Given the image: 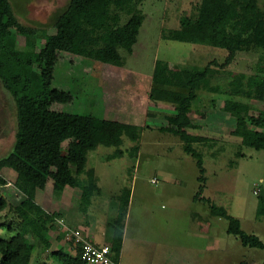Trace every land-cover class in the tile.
Returning a JSON list of instances; mask_svg holds the SVG:
<instances>
[{
    "label": "rangeland",
    "instance_id": "374dc122",
    "mask_svg": "<svg viewBox=\"0 0 264 264\" xmlns=\"http://www.w3.org/2000/svg\"><path fill=\"white\" fill-rule=\"evenodd\" d=\"M8 1L20 24L52 34L50 17L68 0ZM199 1L141 0L137 10L143 21L137 41L131 53L122 50L124 63L120 67L60 53L51 87L69 91L73 98L70 103L52 105V109L127 123L137 128L140 138L134 142L123 136L118 149L100 145L87 152L86 166L95 171L98 185L103 186L105 180L112 184L110 192L104 188L102 200L98 196L89 205L82 200L80 191L89 181V170L88 175H77L71 169L76 187H68L62 198L53 192L51 180L43 190L34 192L35 201L45 211L59 213L57 220L62 219L56 221L62 238L52 232L51 249L62 247L75 254L64 224L84 232L90 222L96 232L95 243L100 245L97 242L104 230L108 234L107 220L117 213L119 193L127 187L132 192L122 230L120 264H238L242 259L261 264L264 260V250L243 247L238 238L227 233L225 218L210 214L206 202L194 200L198 188L195 161L184 153L178 138L162 128L174 105L149 100L155 73L168 76L182 66L208 65L213 69L208 81L199 85L198 99L189 112L192 123L186 129L205 138L193 143L205 168V189L200 195L222 206L240 221L242 230L264 242V217H256L258 199L264 196V74L258 71L264 65V39L252 46L240 45L227 66L223 65L224 49L164 39L163 33L180 27L181 21L196 13ZM257 3L261 13L264 0ZM236 8L230 14L227 34L239 39L242 25L237 21L245 13ZM125 20L123 16L122 22ZM3 32L15 35L19 49L39 52L43 47V39L27 42L24 31L12 24ZM234 79L242 81L240 91ZM239 116L244 118L243 124H239ZM95 126L100 128L101 122L96 121ZM15 134L14 99L0 82V158L12 150ZM73 145H78V140L71 134L62 142L61 155L69 157ZM0 176L6 182L0 185V198L6 204L0 211V238H8L11 233L3 224L16 222L14 207L26 193L16 188L12 170L2 168ZM21 231L29 243L34 242L26 226Z\"/></svg>",
    "mask_w": 264,
    "mask_h": 264
},
{
    "label": "trees",
    "instance_id": "16d2710c",
    "mask_svg": "<svg viewBox=\"0 0 264 264\" xmlns=\"http://www.w3.org/2000/svg\"><path fill=\"white\" fill-rule=\"evenodd\" d=\"M238 1H241L240 5H237ZM140 2L141 0H68L65 7L55 11L50 17L54 32L48 34L44 28L20 24L9 1L0 0V82L12 95L16 108L15 141L12 150L0 158V170H12L16 176V188L26 193L24 199L14 207L16 222L3 224V228L11 236L0 238V264H87L80 259L79 244H76L73 255L62 247L51 249V233L57 231L59 213L45 211L35 201L34 192L43 190L49 180L55 194L62 192L65 186L74 184L69 173L70 166L80 168L86 161L89 150L100 144L119 146L123 142V136L138 142L140 133L136 127L127 123L53 110L52 105L67 104L73 98L71 92L51 87L53 70L60 53L122 66V50L128 54L132 52L143 21L142 14L137 10ZM236 7H240L245 13L237 21L242 25L239 39L227 34L230 14L236 12ZM123 16H126L124 22ZM8 24L23 30L27 42L43 39L42 49L39 52L19 49L15 35L3 32ZM162 37L224 49L227 55L223 65L227 66L233 62L240 45L252 46L264 39V10L260 13L257 0H200L193 16L181 21L180 27L167 30ZM34 70H37V76H34ZM212 70L208 65L203 68L182 66L168 76L155 73L149 100L174 105L173 113L165 117L167 125L162 128L168 134L176 136L184 153L195 161L198 188L194 200L206 202L210 214L225 218L228 222L227 233L238 238L243 247L264 250V242L242 230L237 218L229 215L222 206H217L200 195L205 189V168L203 156L193 147V143L202 142L205 138L192 135L186 129L192 123L189 112L198 99L199 85L208 81ZM258 71L264 74V65ZM232 82L240 91L242 81L234 79ZM237 119L239 124L244 123L242 116ZM96 121L101 122L100 128L95 126ZM71 134L77 137L78 145L70 146L69 157H64L61 155V145ZM237 134L240 135V132ZM136 148L135 146L134 149ZM76 171L81 172L80 169ZM5 184L0 176V185ZM122 196L124 208L111 224L113 244L117 248L121 245L128 190ZM5 206L0 198V211ZM256 217H264V196L258 199ZM24 226L34 238L33 243H29L22 233ZM112 256L116 261L113 252ZM238 264L251 263L242 259ZM261 264H264V260Z\"/></svg>",
    "mask_w": 264,
    "mask_h": 264
},
{
    "label": "crops",
    "instance_id": "0c3cea01",
    "mask_svg": "<svg viewBox=\"0 0 264 264\" xmlns=\"http://www.w3.org/2000/svg\"><path fill=\"white\" fill-rule=\"evenodd\" d=\"M171 110H174V108H172ZM169 114H171V113H168V115ZM117 122V121H116ZM121 123V122H120ZM100 145H102V146H105V147H117V149H118V146H109V145H106V144H100ZM100 145H97L96 147H94V149L95 148H97L98 146H100ZM120 146V145H119ZM94 149H91V150H89V151H92V150H94ZM136 152H139L138 150H139V147H137L136 148ZM116 152V151H115ZM86 162H87V159H86V161L84 162V164L80 167V168H77L75 165H71L70 166V169H69V172L71 171V169H74L75 171L77 170V169H80L81 170V172L80 173H78L77 175H82V174H86V175H88V170L89 171H91V173H89L90 174V177L88 178V177H86L89 181L88 182H86V183H83V187H82V189H81V197H82V200L84 201V203H85V205H89V203H91V201L93 200V198H98V196H99V199L100 200H102L101 199V194L104 192V188H109V192H110V186H112V184L109 186V184L107 183H105L106 182V180L104 181V183H103V186H99L98 185V182H99V178H98V176L96 175V173H95V171H93V168H87V166H86ZM85 170L87 171V172H85ZM72 178H73V176H72ZM73 180H74V184L73 185H67V186H65V188L62 190V192H60V193H58V194H56L58 197H60V198H62V196H63V194H65L66 192H68V187H76V182H75V179L73 178ZM95 186L94 188L92 187V186ZM51 186H52V183H51ZM109 186V187H108ZM52 190H53V187H52ZM80 190V189H79ZM128 190V198H127V205H126V208H127V206H128V204H129V201H130V197H131V188H127V187H123V189L121 190V192L119 193V203H118V205H117V207H116V211H117V213L115 214V215H113L111 218H109L108 220H107V222H106V225H108L109 226V228H107L108 229V234H107V232H106V230H104V233L101 235L102 236V238L99 240L100 242H97V243H99L100 245H97V246H108V247H110V249H111V253L113 252V255L116 257V261L118 262V264H120V247H121V245H120V247L119 248H117L114 244H113V238H112V229H111V224L118 218V215H119V213L123 210V208H124V206H123V193L125 192V191H127ZM40 191V190H39ZM111 195H114V192H112V194ZM38 203V202H37ZM60 209H62V208H60ZM126 214H127V212L125 213V216H124V219H125V217H126ZM66 218H67V215L65 216ZM68 219V218H67ZM62 219H59V220H57L58 222L59 221H61ZM72 222V221H71ZM70 224V223H69ZM65 228L64 229H66V231H67V234H69L70 235V239H73V241H72V243L74 244V246H76V242H75V235H74V232H76V231H78L79 232V234H80V237H82V238H85V239H87V240H89L90 242H92V243H94L95 245H96V243H95V230H93L92 228H91V225H90V222H89V224L87 225V224H85V230H84V232H81L80 230H78V229H71V228H69L68 227V225L66 226L65 224L63 225ZM123 227H124V220H123ZM53 233H57V238L58 237H60V238H62V235H63V231H61L60 230V232L58 231H55V232H53ZM68 244H70V243H68ZM65 250H68V249H66V248H64ZM112 258H113V256H112Z\"/></svg>",
    "mask_w": 264,
    "mask_h": 264
},
{
    "label": "built area",
    "instance_id": "2783aa9c",
    "mask_svg": "<svg viewBox=\"0 0 264 264\" xmlns=\"http://www.w3.org/2000/svg\"><path fill=\"white\" fill-rule=\"evenodd\" d=\"M153 181V180H152ZM75 242L80 245V259L87 264H118L112 258L108 246H97L89 240L80 237L78 231L74 232Z\"/></svg>",
    "mask_w": 264,
    "mask_h": 264
}]
</instances>
